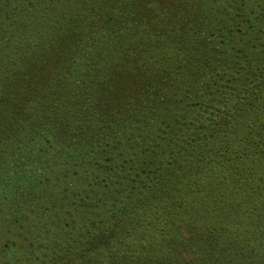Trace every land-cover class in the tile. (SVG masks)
I'll return each mask as SVG.
<instances>
[{
  "label": "trees",
  "instance_id": "obj_1",
  "mask_svg": "<svg viewBox=\"0 0 264 264\" xmlns=\"http://www.w3.org/2000/svg\"><path fill=\"white\" fill-rule=\"evenodd\" d=\"M111 1L0 0V235L23 237L26 253L51 248L66 221L75 234L69 249H52L54 264H130L122 251L161 249L171 264H195L204 253L186 246L197 242L218 258L261 251L263 261L264 11L243 15L247 32L215 50L169 26L177 46L170 28L148 30L165 16L120 19ZM92 15L109 41L88 35L56 51ZM62 64L66 74L49 73ZM216 70L194 93L192 78ZM80 73L88 81L78 88L101 99L91 124L73 125L62 94Z\"/></svg>",
  "mask_w": 264,
  "mask_h": 264
},
{
  "label": "rangeland",
  "instance_id": "obj_2",
  "mask_svg": "<svg viewBox=\"0 0 264 264\" xmlns=\"http://www.w3.org/2000/svg\"><path fill=\"white\" fill-rule=\"evenodd\" d=\"M160 4L163 6V9L157 11L156 4L151 0H112L108 4L107 12L110 14L114 12L120 19L129 17L131 22L140 21L141 18L139 15L148 17H150L149 15L165 16L166 20L162 21L163 26L161 28L159 25L151 26L152 23H150L148 30L152 31L155 30V28H158V34L161 35L163 28H170L171 32L169 39L176 43L181 37L172 34L175 30L169 26H174L182 30L186 29L183 34L184 37L196 40L194 42L205 43L208 49L217 50L220 48L229 49L231 47V33H237L240 29L246 33L247 17L248 19H254L256 13H262V11H264V0H160ZM124 14L126 16H122ZM132 14L135 17L130 16ZM234 14L239 15L236 19L237 23H239L238 26L236 21L233 20ZM243 15L247 17H243ZM119 22L124 23L125 21ZM102 27H104L106 31H104ZM222 27H225L226 31L229 33L227 37L221 35L219 29ZM88 35L98 37L104 42L109 41V34L106 25L104 26L103 22H98L96 17L92 15L90 16L88 27L80 31V36L76 37L74 31L68 32L65 40L60 41L56 45V51H63L69 43L74 47V40L86 41ZM155 40L156 39L151 41V44L154 43ZM185 41L186 40L183 42ZM176 45L181 46V44L177 43ZM66 66V64L57 65L52 71H50V69H48V71H50L49 73H51L52 76L57 78L66 74ZM172 66L173 64H170V69H172ZM44 67L45 63L32 67L29 71L32 75L31 78L40 75L43 72ZM218 71L219 70H216L213 74L209 72L200 77H193L192 80L199 81L198 88L195 89L194 93L199 91L198 89L200 85L213 83L217 78L222 76ZM82 74L83 73H80L73 81V87H70L64 94H62V98L65 99L66 104L72 103L69 107L74 111L70 115L72 118H70L69 121H71L73 125H82L84 123L91 124L94 117V111L98 104L97 101L101 99L100 91H96V89L92 90L88 87H81V89L78 88L79 86H82V82L88 81V79L84 78ZM131 76L132 75H126V78H122L118 82L130 78ZM80 96H84V102L77 103ZM102 103H104V98L102 99ZM184 105H191V108L195 107L194 101L190 98ZM147 109L148 108H146V110ZM155 109L156 107L150 108V110ZM50 228L52 229V227ZM43 233L47 236L49 234L47 230H43ZM64 233L65 237H63ZM52 234L51 243L53 244L51 245V248L44 245L37 249H29L27 253L24 252V250H20L23 237L17 242L10 235H6V237L0 235V264H54L55 254H53L54 250L52 249H58L59 251L62 249H69L66 241L75 234V231L74 228L69 227L68 223L65 221L62 226L56 232H52ZM177 237H174L172 234H167L166 239H171L168 241L169 246H181V240ZM186 248L190 252L198 251L204 253L200 256V260L195 264H264V260L259 261L263 258L261 257V251H259L258 255H242L239 260L230 257L229 253L223 251H218L219 258L216 257L212 254V250L209 249L205 242L190 244L187 245ZM259 249L263 250L264 253V248ZM143 253L146 252L122 251L121 257H127L126 261L135 260L130 264H171L170 259L164 255V249L150 255H143ZM176 261L182 264L187 263L186 256L182 257L181 261H179V258H177ZM105 262H107V260H105ZM73 264H75V259Z\"/></svg>",
  "mask_w": 264,
  "mask_h": 264
}]
</instances>
